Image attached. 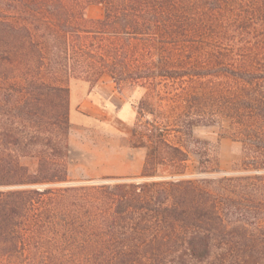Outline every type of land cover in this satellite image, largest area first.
<instances>
[{"label": "trees", "instance_id": "obj_1", "mask_svg": "<svg viewBox=\"0 0 264 264\" xmlns=\"http://www.w3.org/2000/svg\"><path fill=\"white\" fill-rule=\"evenodd\" d=\"M102 75L147 90L141 178L57 186L69 82ZM0 109V264H264V0H0ZM218 119L240 171L208 176Z\"/></svg>", "mask_w": 264, "mask_h": 264}, {"label": "rangeland", "instance_id": "obj_2", "mask_svg": "<svg viewBox=\"0 0 264 264\" xmlns=\"http://www.w3.org/2000/svg\"><path fill=\"white\" fill-rule=\"evenodd\" d=\"M88 19H98L103 5L90 3L85 8ZM147 90L138 84L117 83L109 75L95 81L74 80L69 82V144L68 180L57 186H71L88 181H98L108 176H132L141 178L146 150L135 143V129L139 120L138 105ZM97 102L98 111L84 118L81 105L86 98ZM21 103L20 99L9 104ZM9 106L5 107L9 109ZM82 107V108H81ZM1 110V109H0ZM2 111H0L1 117ZM2 118V117H1ZM0 118V125H1ZM227 119H218L212 125L194 129V137L207 141L217 158V171L208 176L227 175L240 171V145L228 132ZM192 147V145L190 144ZM128 149L129 153L124 150ZM23 163L32 160L22 158ZM35 161V160H33ZM199 156L190 151L186 163V176L198 175ZM33 165V163H32ZM165 172V171H164ZM46 188L50 185H33ZM21 186H13L18 188Z\"/></svg>", "mask_w": 264, "mask_h": 264}, {"label": "crops", "instance_id": "obj_3", "mask_svg": "<svg viewBox=\"0 0 264 264\" xmlns=\"http://www.w3.org/2000/svg\"><path fill=\"white\" fill-rule=\"evenodd\" d=\"M82 106H85L82 110H84V113L81 114L84 115V118H89L93 113V111H98L97 102L93 101L92 98L88 97L81 102ZM82 108V107H81ZM125 153H129L128 149L126 148L124 150Z\"/></svg>", "mask_w": 264, "mask_h": 264}]
</instances>
